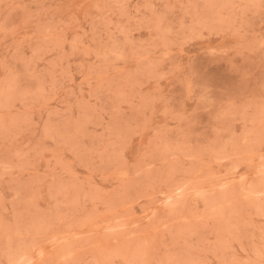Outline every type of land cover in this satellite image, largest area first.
I'll return each instance as SVG.
<instances>
[{
	"label": "rangeland",
	"instance_id": "374dc122",
	"mask_svg": "<svg viewBox=\"0 0 264 264\" xmlns=\"http://www.w3.org/2000/svg\"><path fill=\"white\" fill-rule=\"evenodd\" d=\"M0 264H264V0H0Z\"/></svg>",
	"mask_w": 264,
	"mask_h": 264
}]
</instances>
